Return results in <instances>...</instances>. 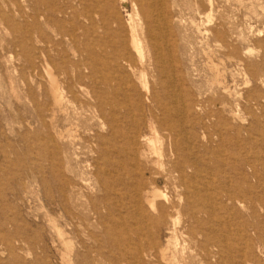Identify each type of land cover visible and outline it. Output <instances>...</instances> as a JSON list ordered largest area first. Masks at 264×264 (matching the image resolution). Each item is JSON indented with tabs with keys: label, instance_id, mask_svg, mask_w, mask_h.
Returning a JSON list of instances; mask_svg holds the SVG:
<instances>
[{
	"label": "rangeland",
	"instance_id": "obj_1",
	"mask_svg": "<svg viewBox=\"0 0 264 264\" xmlns=\"http://www.w3.org/2000/svg\"><path fill=\"white\" fill-rule=\"evenodd\" d=\"M3 1L0 0V8L2 7L6 11H0V264H87L82 256L88 253L91 256L90 259H93L97 253L96 248L99 250L101 260H103L102 264H106V262L112 264L115 262L117 254L109 251L105 241V227L100 220L95 221V216L89 214L88 217V222H91L92 226L85 221L81 222L80 226L82 232L95 235L98 241L95 248L91 244V247L86 249L81 242L79 243V239L76 238L73 231L71 217L68 216V213L72 211L71 201L66 195V199L64 198L59 186L65 182L67 184L77 182V180L79 182L81 179L94 185L95 179L91 173L95 169L93 164L95 155L91 153L84 141L85 138L100 132L99 130L103 133L108 131L109 120L114 118V115L110 114L109 106H105L106 101H111L115 106L114 100L118 99L123 103L126 101L127 103L124 104L129 105V110H115L117 118L114 119L120 120L124 131L129 130L131 121L133 122L141 115L148 114L151 103L141 92L140 72L133 76V72L121 67L120 63L116 65L113 63L108 68H102L103 73L116 76L115 82L106 85L102 83L101 78L91 80L88 77L90 68L84 63L86 55L82 59L71 44L59 45L57 36L59 30L71 28L70 22H73V12L81 7L83 0H16L19 6L13 7V11L17 13V9L20 12L15 16V20L20 25L31 24L32 33L36 32L33 35L35 39L33 48L41 51L38 54V50H36L35 54L37 55L34 56L33 65H28L22 55V49L17 43L18 35L11 32L3 19L8 15ZM94 1L105 8L104 0ZM177 1L181 7L177 6V9L169 7L168 10L169 13L173 14L174 12L176 15L173 18L176 31H174L175 46L172 54L178 75L182 78L179 81V85H181L178 93H181V101L188 102V104L193 103L192 98L189 100L184 96V93L193 94V99L201 107L196 106L200 110L194 115V118L185 117L186 119L181 122V127H186L185 132L192 142L185 145H189L191 153L200 155V168L205 170L202 175L207 176L208 172L212 173L216 169V165L219 168L218 165L221 164L218 161L221 162L222 158L226 157V154L223 153L220 159L215 161L214 154L217 155L221 143L210 123L211 120L215 121V118L207 117L210 115L209 111L213 110L208 105V100L215 96L218 88L213 81L211 65L216 64L220 68L223 85L228 86L232 91L235 90L233 92H236L237 97L241 98L238 100L243 106L245 104L243 97L256 85L254 80L247 83L250 77L245 68L247 70L250 65L258 64L260 67L257 76L264 79V0H187V2L189 1L188 6H186L188 9L182 7L185 0ZM166 2L169 4L172 3V0H166ZM108 3L109 7L103 9L105 13L98 12L96 14L98 18L95 16L96 30L94 34L88 38L78 39L77 42L80 43L77 44L80 46L76 49H82L85 44H96L97 41L100 42V39L111 43L118 32L119 35L120 32L124 35L131 30V26L134 24L137 28L140 27L141 20L138 17V8L133 6V0H109ZM50 9L62 10L63 13L53 16L49 11ZM222 28L231 32L232 37L235 38L232 39V43L234 51L239 54L234 53L233 50L229 51V49L224 50L218 47L213 30L217 31ZM97 52L98 47H96ZM104 52L110 54V47L104 49ZM144 73L146 75L144 79H147L148 85L154 88L160 99H164L162 84L158 78H155L156 73L151 70ZM50 76L57 78L59 86L65 92L66 99L71 102L69 104L71 107H67L63 111L64 113H52L50 106H48L50 103ZM243 79H246V82ZM128 80H133L135 86L133 87L130 83L124 84ZM234 81L236 82L234 83ZM256 86H259L264 93V85L257 84ZM213 89H216L215 92ZM199 93H202V97ZM100 101H103L105 106L104 113L101 118L92 117L94 111L89 108V105L100 103ZM79 106H82V110L85 111L83 115L81 117L73 115L69 119L66 114ZM134 106L135 108H133ZM156 112L157 118L161 119L160 112L157 110ZM248 113L249 111H246L244 106L240 115L244 116L245 120H238L234 123L247 126L252 121ZM255 114L261 117L260 111H256ZM66 117L67 119H65ZM88 118L91 119L90 124V120L86 121ZM41 119L44 121L41 122ZM261 120L264 121V117H261ZM86 127L92 129L88 135L84 133ZM157 129L160 137L164 140L162 150L165 154L168 149L165 132L158 126ZM69 131L75 135L76 141L73 146L69 145L66 140ZM65 132L67 133L64 134ZM143 132L151 136L147 130H143ZM231 134L233 133L231 132ZM231 136L233 137V135ZM203 137L206 139L202 140ZM242 138V142L248 143L243 147V153L249 160L256 162L258 170L261 171L264 166V141L255 134H252L251 141H247L249 139L245 135ZM234 144L235 141L224 144L222 149L233 158L240 160L242 151L236 155L239 149ZM67 151L69 155H67ZM50 152L53 153L50 154ZM256 152L261 156V159L255 157ZM67 156L71 158L69 159ZM120 157L124 158L123 156ZM161 160L163 161H160V167L154 165L146 171V179L149 181L156 179L161 189L167 186L166 194L169 197L171 195L170 198L175 201L182 197L180 202L184 205L186 196L189 195L187 192L188 185L184 186L176 182L177 190L171 189L173 186L168 185L165 182L164 174L162 175L163 167L168 168L169 161L166 157L161 158ZM65 165L74 169L72 172L77 177L76 179L67 171L60 173L58 180L52 177L54 169L58 171ZM221 166L228 169L224 165ZM103 167L101 165V168ZM219 176H221V181L227 183L223 173H219ZM200 179L202 180V177ZM213 179L214 176L211 180ZM249 182L253 186L257 184V180L253 176L250 177ZM102 194L100 183H98L96 187L94 185L85 190L87 196L85 199L99 197ZM125 200H127L126 197H123L122 201ZM242 202L250 210L243 213L240 209L242 217L235 218L233 229L237 225H243L242 234L247 236L249 246L255 250L256 254H259L256 249L258 242L253 225L259 221L264 223V211L259 206H251L249 199ZM252 207H254V214H251ZM222 214L223 217H226L225 213L222 212ZM81 217L85 219L86 213L83 212ZM67 226H71L70 230ZM59 230L63 233L61 238L58 235ZM241 243V241H237V249L244 246ZM93 251L96 253L93 254ZM75 254L78 255V258H75ZM262 259H264L263 256ZM262 259L259 262L254 260L253 264H264Z\"/></svg>",
	"mask_w": 264,
	"mask_h": 264
},
{
	"label": "bare ground",
	"instance_id": "obj_2",
	"mask_svg": "<svg viewBox=\"0 0 264 264\" xmlns=\"http://www.w3.org/2000/svg\"><path fill=\"white\" fill-rule=\"evenodd\" d=\"M104 1L105 8L107 9L109 7V0ZM210 2L212 3V1ZM133 3V6H137L138 8V17L141 20L139 29L134 24L127 34L123 35L120 32L119 35L118 32L111 43L100 39L101 43L97 41L96 44H85L82 49H76L80 46V44H77L80 43L77 42L78 39L88 38L94 34L96 30V14L98 12L105 13L103 11L105 8H102L94 0H83L80 5L81 7L75 9L73 12V22H70L71 28H62L57 35L59 45L71 44L72 48L76 50L82 59L86 55L84 63L90 68L88 77L91 80L101 78L102 83L106 85L115 82L116 76L102 72V68H108L113 63L115 65L120 63L121 67L132 71L133 76L137 72H140L139 82L141 92L144 93L146 99L151 103L148 114L141 115L138 119L133 122L131 121L129 130L124 131L120 120L114 119L117 118L115 110H129V105L124 104L126 101L123 103L118 99L114 100L115 106L111 101H106L105 106L108 105L110 114L114 115V118L111 116L112 119L109 120L108 131L103 133L99 130L100 132L91 134L92 136L85 138L84 141L91 153L95 155L93 163L95 169L91 175L95 179V187L100 183V190L103 194L95 198L89 197L86 200L85 190L92 188L94 185L82 179L79 182L77 180L78 183L70 182L67 184L65 182L62 186H59V190H61L60 192H62L64 198L66 195L71 201L72 211L68 213V216L69 218L71 217L70 221L74 227L75 236L79 239V243L83 244L84 248L89 249L91 244L95 248L98 242L95 235L82 232L80 228L81 222L84 221L92 226L91 222H88L90 214L95 216V221L100 220L104 225L106 245L110 252L117 254L115 262L111 261L112 264H253L254 260L259 262L262 256L264 257V223L259 221L253 225L256 241L258 242L256 249L259 254H256L255 250L249 246L247 236L242 234L244 230L243 225H237L233 229V221L235 218L242 217L241 210L243 213L250 210L249 207L242 204V201L246 199L250 200L251 206H259L264 211V166L261 171L258 170L256 162L249 160L243 153V147L248 143L242 142L243 135L249 139L247 141H251L252 134L259 136L264 141V121H262L263 119L261 120V117H264V93H262L259 86H256L257 84L264 85V79L257 76L260 66L253 64L247 70L245 68L250 77L247 83L254 80L256 85L245 94V97H243L245 104L241 106L238 100L240 97H237V93L233 92L235 90L232 91L228 86L223 85L220 68L216 64L211 65L210 70L213 74V81L217 84L218 88L217 90L213 89V92L216 90L215 96L208 100V105L213 110L209 111L210 115L207 117L215 118V121L210 119V123L221 143L217 155L214 154L215 161H218L223 153H225L226 157L222 158L223 160L221 162L218 161V163L228 169L222 168L221 165H218L219 168H217L216 165V169L212 173L208 172L207 176H203L202 173L205 170L202 167L200 168V155L191 153L189 145H185L192 142L185 132L186 127H181V122L184 119L190 116L194 118V115L201 108L196 103V100L193 99V94L184 93V96L189 100L192 98L193 103L188 104V102L181 101V93H178L180 90L179 86L181 85H179V81L182 78L178 75L177 66L172 54L173 47L175 46L174 31H176L173 18L176 15L174 12L173 14L169 13L168 9L169 7H181V5H178L177 0H172V3L170 2L169 4L166 0H133ZM188 3L189 1L185 0L182 7L188 9L186 7ZM3 4L8 14L3 19L11 32L14 35H18L17 43L21 47L20 49H22L25 62L32 66L34 56L37 55L35 54L36 50H38L33 48L35 40L33 35L36 32L32 33L31 24L29 23L20 25L16 22L15 16L20 12L17 9V13L13 11V7L19 6L16 0H4ZM50 5L52 4L50 3ZM0 11L5 10L1 7ZM49 11L53 16L63 13L62 10L50 9ZM138 17L136 18L135 16L136 19ZM104 20L107 21L106 19ZM105 27L107 28V26ZM213 31L218 42V47L234 51L232 39L235 38L232 37L231 32L223 28ZM68 41L70 42L68 43ZM96 47H98L97 53ZM107 47L111 49L110 54L103 53ZM99 51L101 52L99 53ZM39 52L41 51L38 50V54ZM234 53L236 52L234 51ZM147 70L156 73L155 78H158L162 84L164 99H160L154 88L150 87L146 82L147 79H144L146 76L144 72ZM99 75L101 76L98 77ZM33 77L35 76L33 75ZM56 79L55 76H50V103L48 106H50L52 113L63 112L67 107H71L69 106L71 102L66 99L65 92L62 91ZM243 80L246 82V79ZM128 83L133 87L135 86L133 80L124 82V84ZM105 106L103 105V101L89 105V108L94 111L92 117L101 118ZM196 106L200 108H196ZM244 106L252 118V121L247 126L234 123L238 120H245L244 116L240 115L241 109ZM82 108V106L75 107L66 116L69 119L73 115L81 117L83 112H85ZM156 110L160 112L161 119L157 118ZM256 111L261 112V117L255 114ZM91 119L88 118L86 121L90 120V124ZM46 124L48 123L46 122ZM49 125L51 126V124ZM157 126L165 132L168 148L165 154L162 150V142L164 140L160 137ZM143 130H147L151 136H148ZM91 131L90 127H86L84 133L88 135ZM204 137L202 140L206 139ZM66 140L69 145H75V135L70 133V131ZM233 141H235L234 145L240 150L236 149V155L242 151L240 160L233 158L222 149L224 144H230ZM120 142L121 144L118 145ZM52 153L50 152V154ZM67 155H69V152ZM67 157L71 158L70 156ZM164 157L169 161L168 168L163 167L162 175L164 174L163 176L166 179L164 181L168 185H172L173 188L171 189H174V191L177 190L176 182L184 186L188 185L187 192L189 195L186 196L184 205L180 202L182 197L180 198L176 193L175 195L179 197V202L171 199V195L169 197L166 194L167 186L161 189L156 179L150 181L146 179V171L154 165L160 167V161H163L161 158L164 159ZM255 157L261 159L258 152H256ZM111 158L117 159L112 160ZM101 165L104 167L101 168ZM211 168H213V165H211ZM72 169L69 165L61 167L60 170L57 169L58 171L54 169L52 177L58 180L60 173L67 171L76 179L77 177L73 174ZM219 173L224 174L227 183L221 181ZM212 176H214L213 180H211ZM251 176L257 180V184L254 186L249 182ZM200 177H202V180ZM200 188L202 189L200 190ZM123 197H126L127 200L122 201ZM251 209V214H254V207ZM83 212L86 213L85 219L81 217ZM222 212L225 213L226 217H223ZM254 217L256 216L254 215ZM70 227L67 226L69 230ZM58 235L61 238L63 236L62 231L59 230ZM237 241H241V244H244V246L237 249ZM95 250L97 253L93 251V254L96 253L93 259H90L91 256L88 253L82 256L87 264H99L101 260L99 250L97 248ZM75 258H78L77 254H75ZM262 260L264 261V259ZM102 261L100 264H102ZM106 264L108 263L106 262Z\"/></svg>",
	"mask_w": 264,
	"mask_h": 264
}]
</instances>
